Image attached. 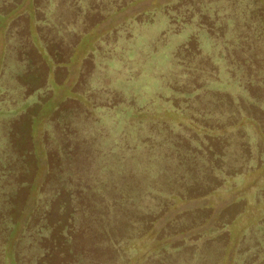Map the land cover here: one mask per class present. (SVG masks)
I'll return each instance as SVG.
<instances>
[{
    "label": "rangeland",
    "instance_id": "374dc122",
    "mask_svg": "<svg viewBox=\"0 0 264 264\" xmlns=\"http://www.w3.org/2000/svg\"><path fill=\"white\" fill-rule=\"evenodd\" d=\"M204 3L214 6L202 14ZM242 8L243 22L232 23L229 15ZM239 23L244 28L253 23L264 38V0H0V158L9 154L6 162L0 160L5 190H0V221L10 219L4 235L1 230L0 264H74L73 252L81 253L86 264H164L166 257L168 264H264V82L212 90L201 71L176 83L172 76L170 88L144 90L143 96L121 85L149 72L150 58L167 62L169 52L183 51L191 56L202 25L214 27L210 31L224 40L247 37L244 28H236ZM243 40L238 46L225 40L230 62L246 60L249 43ZM222 61L217 63L222 66ZM219 65L211 76L223 83ZM260 68L253 74L263 77ZM164 70L162 64L153 68ZM169 71L184 74L176 66ZM151 75L159 82L155 72L146 77ZM203 106L224 112L225 121L209 118ZM107 120L105 138L114 136L118 125L123 130L114 137L125 145L128 136L147 142L154 134L156 152L172 161L191 151L209 160L221 154L218 173L199 159L198 173L175 165L158 179L153 171L157 167L160 173L161 161L146 158V151L127 160L120 172L113 169L118 161L104 156L107 174H118L122 190L136 199L129 208L146 205L133 217L135 224L119 222L124 236L130 232L121 252L102 245L104 236L95 228L97 205L111 190L88 184L95 175L90 171L103 158L92 146V129ZM74 124L82 130L77 135L71 134ZM227 148L231 152L225 155ZM227 165L230 170H224ZM59 176L70 177L74 193L61 186ZM158 183L165 189L160 193L168 194L160 196L159 205ZM109 207L102 205L101 213ZM81 209L91 218L82 217L85 226L80 219L79 230L69 231L70 252L68 228ZM42 219L51 229L43 244L50 252L36 263L22 239Z\"/></svg>",
    "mask_w": 264,
    "mask_h": 264
},
{
    "label": "trees",
    "instance_id": "16d2710c",
    "mask_svg": "<svg viewBox=\"0 0 264 264\" xmlns=\"http://www.w3.org/2000/svg\"><path fill=\"white\" fill-rule=\"evenodd\" d=\"M213 4H201L202 7V14L203 12H207L208 10L213 9ZM243 7V6H241ZM248 11V10H247ZM215 12V11H214ZM246 12L245 8L242 9H238L235 12H231V15H229V19L231 18V22L233 23L235 20H237L238 22H243L242 18H245L244 13ZM240 24V23H239ZM247 24V23H246ZM202 25V24H201ZM251 25V27L249 26ZM253 23H249L246 25V27L244 28L241 24L240 25H236V28H244L247 34H245L244 38H240L239 36L237 37H233V38H228V37H224L226 41L232 42L233 46L234 45H239V41H246L247 43H249L248 45V50H246L248 53L247 55H244V58H246V60H242V59H235L232 58V62H230L229 58L227 59V49H226V44H225V40L223 39V37H218V34L210 31L213 30V28L210 27V29L208 27H205V25H202L201 27H198V31L199 34L196 37L197 42L199 43L198 49L194 51V53H192L191 56L186 55V52L183 51L182 55H174V53H170L169 49H165L166 53L169 52L167 54V57L170 58L169 61H163V60H155L151 59L146 63L147 67L149 69V72H155V74L158 76V80L159 82H155L156 80H154L152 78V75L150 76L151 78L146 77L147 73L149 72H144L142 73L140 76L137 77H131L126 83H121V85L123 86L124 89L130 91H134V93L136 92V94H138L139 96H143L145 95V92H154L158 89L163 90L165 89V87L170 88L169 84H167V82H169L170 77L174 76L175 79V83H176V79L179 80L181 76H192V78L194 79L198 73L200 74V72L202 71L203 73V80L205 82L204 85H208L209 87H212V90H216L214 87L223 89V88H232L234 87V85H238L239 87L246 89V84L250 83L253 84V82H261L260 84H263L264 82V43H263V37H262V32L258 29V27L253 26ZM250 27V28H249ZM201 28V29H200ZM235 28V30H236ZM192 30V29H189ZM197 30V29H196ZM171 37L174 38L173 34L171 33ZM199 38V40L197 39ZM219 38V39H218ZM227 38V39H226ZM175 40V39H174ZM232 40V41H231ZM201 43V44H200ZM224 43V44H223ZM231 44V46H232ZM229 47V46H228ZM247 48V47H246ZM163 51V50H161ZM153 54L158 55V50L155 51ZM152 54V55H153ZM161 55V54H160ZM183 56V57H182ZM156 58H158L156 56ZM176 59L177 60V64L174 65L172 63V60ZM221 59H223V65H219L217 62L220 63ZM156 64H162L163 66H166V70L162 71V72H157V71H153V68ZM219 65L221 70H222V74L220 75V77L223 76V83H218L217 81V76H215L214 74L211 73L212 69L214 66ZM261 65L263 66V68L261 67ZM176 66V68H178L180 70V72H184V74H172V71H169V67L173 69V67ZM201 66V70H199V67ZM260 66V67H258ZM260 70L258 72H260L262 74L263 77H260V75H254L256 71V69ZM176 70V69H175ZM252 70V73H250V71ZM194 72L192 73V75H190V72ZM214 71V70H213ZM106 71L102 72L101 74H105ZM254 73V74H253ZM208 75V76H207ZM187 77V78H188ZM245 77V79H243ZM177 83H181V82H177ZM217 89V90H220ZM145 90V92H144ZM157 93V91L155 92ZM183 93V92H182ZM187 95H189L190 93L185 92ZM183 93V94H185ZM205 107H201V111H205L206 109H204ZM204 109V110H203ZM226 112H229L226 108ZM206 114L209 115V118H212L214 115L216 116L215 118L219 117L220 120H222V122L225 121V118L223 117V115L225 116V113L223 112H216L214 113L213 107L209 106L208 107V111L206 110L205 112ZM201 115V114H200ZM67 119V115L64 114L62 115L61 120H65ZM73 122V121H72ZM219 123V121H217ZM114 124V123H113ZM187 127L188 128H192L191 125L189 123H187ZM75 125V124H74ZM109 125V120H107V122L104 125H94L93 129H92V135L95 140V145H92L93 148L96 151H100L102 152L101 156H103V158H101V162L99 163V165H97L95 167L94 172L90 171V174L94 175V178L91 177L90 182L93 183H88L91 186H96L98 189L101 188H105V187H109V189L111 190V192H109L108 196L106 197V201L105 202H99L100 204L97 205V210L98 213H95L94 216H97V221H96V225L95 228L97 229V233L100 235L102 234L104 236V238H102L104 240L102 245L105 246H110L111 248H113L115 251L121 252L122 250V246L128 241L129 237L128 235L130 234V232H126L125 236L122 234V230L123 227L119 225V222H126L129 225H133L135 224L133 217L135 215H138L140 210L145 209L146 205H133V208H129L130 202H134L136 201V199L134 198H130L128 195V192L126 194L125 190H122V185L117 181L118 178L116 176H118V174H116V176L112 175H108L107 174V170L108 167L106 166V163L104 161V156H109L112 157L113 159L117 160L118 164H116L115 167H113L114 170L120 172L122 170L125 169V165L127 164L126 161L127 160H133L135 158H139L140 153L143 152H148V156L146 158L148 159H155L158 158L160 159L161 163L160 165H158L159 169H160V173L158 174L157 172V167H155L154 171H153V176L155 179H158V177L160 176V174L162 173H168V170L170 168H174L175 165H179V166H184L185 168H187L189 170V174L193 175L197 172L196 168V163L195 161H199V159H201L202 164H205L206 169L209 172H212L213 170L216 169V172L218 173L220 171V166L216 163L218 161L219 158H221V154H216L214 159H207L206 157H201L198 158L197 156H201L198 153H194L193 151H191V155L190 152H186V155L179 159L176 158L175 160H171V158H169L168 156H163L164 154H162L161 156L158 155V153L156 152V150L158 149V138L155 137L154 134L151 135L152 139H150V141L147 142H143L141 141H137L138 139H132L131 137H127V144L125 145V142H119V140L117 138H115L114 136L117 135V133L120 134V132L123 130V128L121 127V125L118 126H114L113 130H114V136L111 134L110 138H105L102 134V130L104 127ZM202 126V129H207L208 128L204 127L203 124H200ZM78 126V127H77ZM181 127L179 126V124L177 125V127H175L176 131H179ZM227 128V127H224ZM229 128H232V126H230ZM71 130V129H70ZM174 130V129H173ZM81 130V127L79 125H75L74 130H72L71 134L73 135H77ZM207 133V132H206ZM205 133V134H206ZM9 135V133H8ZM207 135V134H206ZM86 136V135H85ZM178 136V135H177ZM10 138L7 137V141H9ZM113 141V142H112ZM160 141V140H159ZM162 143V141H160ZM164 144L165 140H164ZM176 147L179 149V146L176 145ZM202 151H204L203 147H201ZM233 151V150H232ZM231 152L230 149L227 148V150L224 151L225 155H228V153ZM10 155V161H12L13 159V153L9 152ZM205 153V151H204ZM203 155V154H202ZM4 159H2V157L0 158V160H3L4 162H6V159H8L9 154L5 153L4 155ZM139 156V157H138ZM230 156H227V160H225V162H230L228 161ZM6 158V159H5ZM243 158V157H242ZM104 161V163H103ZM243 161H245V159L243 158ZM173 162V163H172ZM131 165V164H130ZM230 166L227 165V168L224 167V170H230L228 169ZM175 169V168H174ZM193 169V170H192ZM195 169V170H194ZM176 172V170H175ZM238 174V173H236ZM236 174H233L236 175ZM70 176V175H69ZM69 176H59V182L61 183V186L66 189V190H71V193L73 189L72 186L70 185L69 180L70 177ZM96 176V178H95ZM68 177V178H67ZM121 176L119 175V178ZM158 181V180H155ZM125 185V184H124ZM159 191L156 190V194L155 197L157 199L156 204L159 205L160 202V196L164 197L167 194V192H161L165 190L162 184H159ZM0 190L3 193L5 190H3L1 184H0ZM60 193V192H58ZM188 193V192H187ZM185 193V194H187ZM74 195V194H73ZM158 195V197H157ZM104 196V195H102ZM155 204V205H156ZM102 205H110L109 207V211L108 213H101V208ZM49 206V205H48ZM152 209H155V206L152 207L150 206ZM134 210V211H133ZM156 210V209H155ZM6 216V215H5ZM89 217L91 218V214L90 211H86L84 209L81 210H77L76 213H74L72 215L73 217V221H72V227L68 228V232L67 234L71 237L72 236L70 234L69 231L72 232H76V230H79L81 224L79 223V220L82 217ZM100 216L102 218H100ZM3 218V217H2ZM82 221V226H85L84 224V220L81 219ZM1 222V221H0ZM12 226V225H11ZM104 226V228H103ZM10 228V219L9 216L6 217V221L5 222H1L0 223V237L1 236V230L3 232L2 235H4V233L6 232L5 230ZM5 229V230H4ZM50 227L48 225V223L45 221V219H42L41 223L38 224L34 231H32V233L24 236V238L22 239V241L24 242V247H28L30 246L29 250L33 251V256L34 259L36 260V263H39L40 261V254H44L47 252H50V249L48 247H45V245H43L47 239V237L49 236V234L51 233L50 231ZM105 233H107V237L105 235ZM127 239H126V238ZM28 238V239H27ZM71 243L70 246V252H73V248H72V244H73V239L69 241ZM34 247V248H33ZM78 256H82V254H75L73 252L72 254V259L74 260V264H79L77 261ZM79 259L82 260V263L80 264H86L87 260L86 258H84L83 256L80 257ZM162 262L164 264H168L170 262V258H163ZM72 264V263H70ZM183 264H187V261H185Z\"/></svg>",
    "mask_w": 264,
    "mask_h": 264
}]
</instances>
